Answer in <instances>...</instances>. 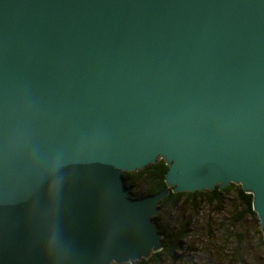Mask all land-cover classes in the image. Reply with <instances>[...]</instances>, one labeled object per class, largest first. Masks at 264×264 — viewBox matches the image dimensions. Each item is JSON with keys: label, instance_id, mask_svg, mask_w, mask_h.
<instances>
[{"label": "water", "instance_id": "obj_1", "mask_svg": "<svg viewBox=\"0 0 264 264\" xmlns=\"http://www.w3.org/2000/svg\"><path fill=\"white\" fill-rule=\"evenodd\" d=\"M228 184L264 243V0H0V264L146 259L164 196Z\"/></svg>", "mask_w": 264, "mask_h": 264}, {"label": "rangeland", "instance_id": "obj_2", "mask_svg": "<svg viewBox=\"0 0 264 264\" xmlns=\"http://www.w3.org/2000/svg\"><path fill=\"white\" fill-rule=\"evenodd\" d=\"M235 188L222 193L219 204L184 197L174 207L164 203L156 212L159 222L176 235L188 234L175 257L160 255L150 264H264L258 221L242 212Z\"/></svg>", "mask_w": 264, "mask_h": 264}, {"label": "trees", "instance_id": "obj_3", "mask_svg": "<svg viewBox=\"0 0 264 264\" xmlns=\"http://www.w3.org/2000/svg\"><path fill=\"white\" fill-rule=\"evenodd\" d=\"M167 167L162 160H158L154 164H149L141 170L133 172H121L123 184L127 189V196L130 198H140L146 195H152L162 190L164 186L163 177ZM236 186L234 184H228L222 190L214 188L211 191L203 192H179L168 193L158 203L157 212L161 209L164 203L169 202L172 207L176 206L180 202V198H189L196 201L199 198L200 202H206L210 204L214 202L219 204L221 201V194L225 193ZM235 194L240 199L242 205V212L247 215H253L251 211V198L250 195L243 193L240 187L235 188ZM153 222L156 224L158 230L161 233V249L157 252L150 254L146 259H140L134 261L131 264H150L157 262L160 255L166 257H175V252L180 248V241L187 236V231H182L179 234H174L172 231L167 230L166 226L159 222V215L156 213L152 217ZM187 226V225H185ZM262 241V238H261ZM264 245L263 242H261Z\"/></svg>", "mask_w": 264, "mask_h": 264}]
</instances>
